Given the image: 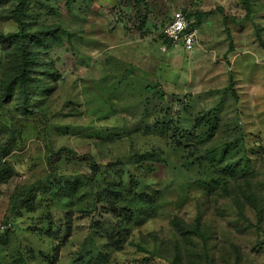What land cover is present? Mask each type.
<instances>
[{"label":"rangeland","instance_id":"374dc122","mask_svg":"<svg viewBox=\"0 0 264 264\" xmlns=\"http://www.w3.org/2000/svg\"><path fill=\"white\" fill-rule=\"evenodd\" d=\"M26 1L31 26L58 30L38 66L42 88L29 111L0 99L1 263L21 264V250L49 249L47 224L58 222L62 204L74 199L72 235L58 255L61 264L71 260L92 217L109 216L82 212L90 185L77 178L91 175L92 166L108 180L132 178L162 190L156 217L136 227L107 264H144L140 248L170 256L176 243L183 264L206 257L209 264H264V0ZM179 10L193 15L198 30L191 50L182 40L168 47L161 35ZM17 29L0 8V31ZM4 64L0 50V78ZM210 109L218 110L216 133L191 148V159L244 137L251 160L249 173L212 190L203 176L206 158L185 163L187 150L175 139L144 130L157 118L190 130ZM151 149H163L165 162L133 161ZM49 181L62 186L61 201ZM175 215L188 225L200 217L203 237L184 239Z\"/></svg>","mask_w":264,"mask_h":264},{"label":"trees","instance_id":"16d2710c","mask_svg":"<svg viewBox=\"0 0 264 264\" xmlns=\"http://www.w3.org/2000/svg\"><path fill=\"white\" fill-rule=\"evenodd\" d=\"M0 8L6 11L7 17L14 19L18 25V29L13 32L0 31V50L4 53L5 62L0 78V99L3 103L14 101L19 113L25 114L29 111L30 98L35 90L42 88L39 83L41 78L36 76L39 73L38 66L44 54L48 52L51 34L57 32L58 29H37L31 26L27 20L26 0H0ZM185 14L190 19L193 16L191 13ZM161 35L164 43L171 47L172 45L165 36ZM166 109L169 114L172 107L167 105ZM218 119V110L210 109L194 120L190 130L182 129L178 120L159 118L155 120V127H146L144 130L149 129V131L170 135L175 139L177 147L187 150L188 156H186L185 163L198 162L202 165L205 160L203 158H206L208 161L204 165L203 176L207 189L212 190L218 185L230 183L231 179H238L240 172L243 175L249 173L251 162L247 155L244 137H238L234 141L229 140L219 147L209 148L210 150L207 149L205 157L195 156L194 160L191 159L193 157L191 148L198 150L197 146L215 135L219 124ZM233 151H235L234 156L231 155ZM162 153L163 149L161 152L156 149L146 150L134 157L133 161L165 162V158L161 156ZM89 171L92 172L91 175L80 174L81 176L77 178L80 181L86 180L87 185H90L88 201L86 206L82 207V212L104 210L109 216L102 219L92 217L87 238L67 264H107L111 259V254L122 249L123 243L127 241L136 227L156 217L159 210L158 204L162 198V190L155 189L146 182L139 185L137 182L133 183L132 178H128L127 183L116 179L108 180L100 176L97 167L92 166ZM5 173V171L0 173V176L4 178ZM49 184L52 195L55 197L59 190H62V186L53 187V181H49ZM55 198L60 199L58 196ZM75 205L74 199L72 204H62L64 216L58 222L47 224L45 233H43L49 236L50 248L37 252L34 250L19 251L21 264H61L58 255L62 242L72 235L73 216L71 213ZM173 224L184 239L191 240L192 233L203 237L200 217L194 224L188 225L175 215ZM140 249L147 253L143 257L144 264L152 262L157 257L168 258L170 264H183L185 258L184 252L177 243L170 256H162L161 251L157 249ZM186 257L189 255L187 254ZM0 264H2L1 261ZM200 264H209L208 257Z\"/></svg>","mask_w":264,"mask_h":264},{"label":"built area","instance_id":"2783aa9c","mask_svg":"<svg viewBox=\"0 0 264 264\" xmlns=\"http://www.w3.org/2000/svg\"><path fill=\"white\" fill-rule=\"evenodd\" d=\"M197 28L193 25L192 20L181 10L177 11L173 18L166 24L162 33L168 42L178 45L182 40L183 47L191 50L197 41ZM167 47L164 46V49Z\"/></svg>","mask_w":264,"mask_h":264}]
</instances>
